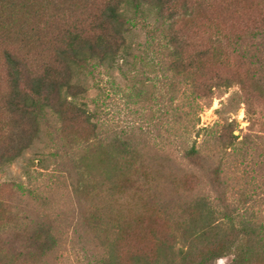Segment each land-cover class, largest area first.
<instances>
[{
	"label": "trees",
	"instance_id": "1",
	"mask_svg": "<svg viewBox=\"0 0 264 264\" xmlns=\"http://www.w3.org/2000/svg\"><path fill=\"white\" fill-rule=\"evenodd\" d=\"M251 2L0 0V165L20 159L59 119L65 122V155L90 138L80 139L68 127L82 122L96 135L104 123L80 101L87 91L85 78L96 70L106 76L116 68L122 71L130 56H139L127 40L146 22L155 25L153 34L165 51L160 62L167 98L165 132L174 136L167 144L206 131L198 126L199 113L219 90L233 85L239 87L249 126L260 124L264 131V70L259 68L264 63V4L257 9ZM184 138L178 145L184 159L202 163L201 145L191 135ZM238 138L231 134L220 165L209 171L213 187L223 189L217 201L196 195L188 206L190 218L178 224L179 234L157 235L149 247L130 251H120L114 239L91 248L80 219L66 215L65 245L79 249L78 264H220V259L222 264H251L264 255V221L240 208L229 209L222 197L229 185L221 165L230 150L236 151ZM111 154L104 170L109 180L115 170ZM28 195L37 196L30 190ZM20 218L0 228V237L26 226L19 227ZM54 233L47 228L36 235L43 262L34 264H46L57 253ZM23 257L8 241L0 243V264H27Z\"/></svg>",
	"mask_w": 264,
	"mask_h": 264
},
{
	"label": "rangeland",
	"instance_id": "2",
	"mask_svg": "<svg viewBox=\"0 0 264 264\" xmlns=\"http://www.w3.org/2000/svg\"><path fill=\"white\" fill-rule=\"evenodd\" d=\"M258 1L251 3L261 9L264 0ZM155 28L146 22L133 30L127 42L139 56H130L122 71L116 68L106 76L96 70L86 76L87 91L80 101L89 111L96 110L104 124L96 135H90V125L82 122L66 131L80 139L90 136L87 143L82 141L65 155V122L59 119L20 159L0 165V228L12 226L18 217L19 227L26 224L0 237V243L8 241L22 250L24 263L42 261L36 235L49 228L59 249L45 263L78 264L79 249L65 245L66 215L80 219L91 248L114 239L120 251H130L149 247L157 235L179 234L178 224L190 218L193 198L208 194L217 201L223 190L213 187L209 171L220 165L231 134L239 138L236 151L230 150L221 165L229 185L222 197L229 209L240 208L246 216L264 221V131L260 124L249 126L238 85L219 90L199 113L198 126L206 131L187 134L201 145L202 163L184 159L178 146L184 137L167 144L174 136L165 132L167 98L160 70L165 51L157 32L153 34ZM260 67L263 71L264 63ZM110 154L115 170L109 180L104 170ZM29 190L37 196H29ZM251 264H264V255Z\"/></svg>",
	"mask_w": 264,
	"mask_h": 264
}]
</instances>
